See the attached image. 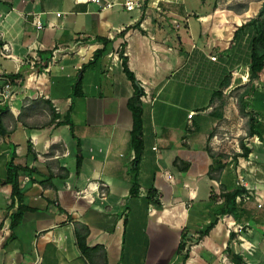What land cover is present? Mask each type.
I'll return each instance as SVG.
<instances>
[{
	"label": "crops",
	"instance_id": "crops-1",
	"mask_svg": "<svg viewBox=\"0 0 264 264\" xmlns=\"http://www.w3.org/2000/svg\"><path fill=\"white\" fill-rule=\"evenodd\" d=\"M138 3L0 0V88L14 86L0 97V264H183V232L193 238L186 264H264V65L251 78L264 0ZM137 83L144 150L133 195ZM239 120L256 133L236 161L213 135ZM13 154L26 169L18 196L6 181Z\"/></svg>",
	"mask_w": 264,
	"mask_h": 264
},
{
	"label": "trees",
	"instance_id": "trees-1",
	"mask_svg": "<svg viewBox=\"0 0 264 264\" xmlns=\"http://www.w3.org/2000/svg\"><path fill=\"white\" fill-rule=\"evenodd\" d=\"M259 18L262 19V26L261 28H264V6L262 10L259 13ZM99 54V52H98ZM97 54V55H98ZM123 57V65H124V70L126 71L127 75L132 79L136 80L135 75L130 71L128 64H127V59ZM264 65V32L261 31L255 40L254 43V48H253V55H252V65H251V78L254 79L256 78L260 71L262 70ZM143 88L140 86L139 83L136 84L135 86V92L134 94L130 97L128 105L129 108L132 112L133 115V127L131 129V147L133 148L135 152V157L132 161L131 164V172L133 173V187H132V192L131 194L134 195L135 192L138 191L139 189V183L137 180V172L139 169V164L142 158L143 150H144V108H143V103L141 100V97L143 96ZM235 94V91L232 92ZM232 95V94H231ZM215 96L219 97L221 99L219 106L217 107L218 113L222 115V109L224 106L227 104L228 100L227 97L224 96L223 92H217ZM244 96L245 93L241 94L239 97V107L240 111L242 114H245V105H244ZM256 132L253 129V126L250 127L249 131L247 132V136L251 137L255 134ZM245 136H242L240 138L241 146H242V153L240 154H235L236 156V161L238 156H245L247 157L249 153L251 152V148L246 146L244 143ZM210 154L211 156L215 155L212 150L210 149ZM15 159V154L12 155L11 159L7 163V178L6 181L7 183H10L12 185V194L13 196H18L22 193V188H21V183H20V173L23 171H26V169L20 167L19 165L15 164L14 162ZM236 191L235 193H238ZM228 196H225L226 202L224 206V211L222 214L228 213ZM217 221V220H216ZM216 221H213L207 228V230L203 231L197 240L201 239L206 235L207 232L215 225ZM18 222V216L17 219L14 220L13 226ZM233 235V234H231ZM193 242V238L190 237V235L187 232H183L182 234V240L179 245L178 253L182 256L183 264H186L187 260L190 257V246Z\"/></svg>",
	"mask_w": 264,
	"mask_h": 264
},
{
	"label": "built area",
	"instance_id": "built-area-1",
	"mask_svg": "<svg viewBox=\"0 0 264 264\" xmlns=\"http://www.w3.org/2000/svg\"><path fill=\"white\" fill-rule=\"evenodd\" d=\"M78 2H91V3H96L100 6L101 10H109V9H112L114 8L118 3L121 4L125 9L131 11V10H134L137 6H139V3H138V0H124L122 2H117L116 0H77ZM58 15H61V13L59 12ZM35 22H36V26L38 29H42L43 28V21L42 19L40 18V15H35ZM174 24L176 26H179V20L175 19L173 20ZM4 48L6 50H9V47L7 44H4ZM62 49H64V47L62 46H58L54 52H60L62 51ZM56 54L54 53V56L52 57L51 59V64L52 63H55L56 62ZM38 59L37 57V53L34 52L33 54V60L31 61V65L32 67L34 68L35 65H36V60ZM211 59L215 60L216 59V56H212ZM49 67V66H48ZM36 77L35 74H30V77L28 79H34ZM13 89H14V86L11 82H8L6 83L5 85H3L1 88H0V97H1V100L3 102H6L8 100H10L13 96ZM142 100H145L144 97H142ZM194 112H191L189 114V117L192 118ZM242 136H245V139H244V143L246 144V146L249 147L250 145V140H251V137H248L247 136V133L246 132H239L238 134H236L235 138L232 139L231 141H234L233 143V148L235 149L236 152H239V153H242V146H241V142H240V138ZM254 138L256 140H258V137L257 136H254ZM226 140H229L230 141V138H229V135L227 132H215L214 135H213V145L215 146L216 149H219L220 146H223V142H225ZM234 154L231 153V156H230V159L232 161H234ZM250 155V154H249ZM242 180V181H241ZM243 183V184H246L242 177L240 178V183ZM225 264H236V263H233V262H230L228 263L227 261V258L224 257L223 258Z\"/></svg>",
	"mask_w": 264,
	"mask_h": 264
},
{
	"label": "rangeland",
	"instance_id": "rangeland-1",
	"mask_svg": "<svg viewBox=\"0 0 264 264\" xmlns=\"http://www.w3.org/2000/svg\"><path fill=\"white\" fill-rule=\"evenodd\" d=\"M193 2H195V3H197V2H199V1H201V0H192ZM238 123H239V125H238ZM237 124V125H236ZM235 125L236 126H232V125H225V127L227 128V129H225V132H227L228 133V135H229V138H230V141L232 140V139H234L235 138V136H236V134H238L240 131L238 130V128H243V125H244V123H243V121L242 120H239V121H237L236 123H235ZM241 132H243V131H241ZM234 141H231V142H229V140H226L225 142H223V145H225V146H229V148L230 149H233V143Z\"/></svg>",
	"mask_w": 264,
	"mask_h": 264
}]
</instances>
